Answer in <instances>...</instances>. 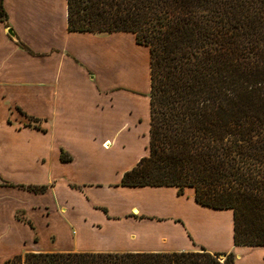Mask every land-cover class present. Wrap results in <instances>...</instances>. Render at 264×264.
Segmentation results:
<instances>
[{
    "label": "crops",
    "instance_id": "0c3cea01",
    "mask_svg": "<svg viewBox=\"0 0 264 264\" xmlns=\"http://www.w3.org/2000/svg\"><path fill=\"white\" fill-rule=\"evenodd\" d=\"M3 7L0 264L27 252L202 247L235 252L236 264H264V246L234 244L233 210L198 203L193 187L179 194L174 186L121 184L150 152L148 46L130 32L69 31L67 0ZM129 46L145 64L121 51ZM42 185L44 192L28 188Z\"/></svg>",
    "mask_w": 264,
    "mask_h": 264
},
{
    "label": "trees",
    "instance_id": "16d2710c",
    "mask_svg": "<svg viewBox=\"0 0 264 264\" xmlns=\"http://www.w3.org/2000/svg\"><path fill=\"white\" fill-rule=\"evenodd\" d=\"M67 4L69 31L130 32L149 47L150 152L121 184L174 186L179 194L193 187L198 203L233 210L235 245L264 246V0ZM7 16L1 0L0 22ZM234 256L204 247L27 252L4 264H235Z\"/></svg>",
    "mask_w": 264,
    "mask_h": 264
},
{
    "label": "rangeland",
    "instance_id": "374dc122",
    "mask_svg": "<svg viewBox=\"0 0 264 264\" xmlns=\"http://www.w3.org/2000/svg\"><path fill=\"white\" fill-rule=\"evenodd\" d=\"M0 2H1V0H0ZM131 46H129V47H127V48H124V47H122V49H121V51L124 53V54H127L128 55V59H130V58H132V57H135L136 58V60H137V62H139L140 61V59L142 60L143 59V64H145V62H146V57L144 58H142V56L138 53V52H136L135 50H133V49H131L130 48ZM139 60V61H138ZM140 63V62H139ZM148 96H149V93H148ZM22 112V111H21ZM31 123H33V122H31ZM34 124H37V125H40V121L39 122H34ZM109 146H110V143L109 142H107L106 143V148H109ZM227 253H229V252H227ZM234 258H235V264L237 263V261H238V258H239V256L234 252ZM224 258H225V256H224Z\"/></svg>",
    "mask_w": 264,
    "mask_h": 264
},
{
    "label": "water",
    "instance_id": "95a60500",
    "mask_svg": "<svg viewBox=\"0 0 264 264\" xmlns=\"http://www.w3.org/2000/svg\"><path fill=\"white\" fill-rule=\"evenodd\" d=\"M9 33H10L12 36H15V35H14V32H13L12 29H9ZM221 257L224 258V255H221Z\"/></svg>",
    "mask_w": 264,
    "mask_h": 264
}]
</instances>
